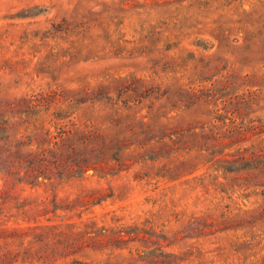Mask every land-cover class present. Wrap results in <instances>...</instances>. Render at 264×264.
Instances as JSON below:
<instances>
[{"label": "rangeland", "instance_id": "rangeland-1", "mask_svg": "<svg viewBox=\"0 0 264 264\" xmlns=\"http://www.w3.org/2000/svg\"><path fill=\"white\" fill-rule=\"evenodd\" d=\"M260 119L264 0H0V145L97 133L82 174L8 158L0 264H264Z\"/></svg>", "mask_w": 264, "mask_h": 264}, {"label": "trees", "instance_id": "trees-1", "mask_svg": "<svg viewBox=\"0 0 264 264\" xmlns=\"http://www.w3.org/2000/svg\"><path fill=\"white\" fill-rule=\"evenodd\" d=\"M259 122L260 129L250 130L247 134L244 133L245 136H251L252 134L255 137L250 138L249 146H243L242 149L238 147L232 160L239 162L251 161L254 166H258L260 170H264V121L260 119ZM94 135H97V133L92 129L84 131L66 128L58 129L55 133L46 131L45 133L36 132L27 134L30 138L27 142H24L25 139L23 137H17L15 139L16 145L14 148H5L6 146L0 145V172L12 173L6 161L13 156V159L10 160L12 164L16 162L19 166L30 165L33 167L34 165L32 172L33 177H37L40 174L48 177L51 175L49 173H57V175L61 176L65 169H74L73 171L75 173L82 174L87 165L86 163L89 162V159L92 157V149H86L85 147L79 148L78 145L87 144ZM241 139L242 138H239V140L236 141H240ZM29 143H36L37 148L23 150L22 145ZM245 150H249L248 155L245 154ZM48 153L50 155H48ZM26 154L33 155V159L25 158ZM50 157L54 159L51 160ZM69 160L73 161L72 166L67 164ZM46 163L53 164L56 172H52L53 168L46 166ZM19 171L20 170H18V172ZM255 183V185H264V182L260 180ZM261 209L264 211V207Z\"/></svg>", "mask_w": 264, "mask_h": 264}]
</instances>
